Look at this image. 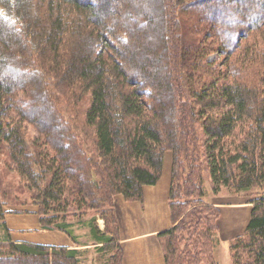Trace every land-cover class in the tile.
Here are the masks:
<instances>
[{
  "label": "trees",
  "instance_id": "trees-1",
  "mask_svg": "<svg viewBox=\"0 0 264 264\" xmlns=\"http://www.w3.org/2000/svg\"><path fill=\"white\" fill-rule=\"evenodd\" d=\"M167 151L166 263L219 264L207 182L214 195L264 185V0H0V160L43 231L82 246L86 226L107 264H123L115 198L143 201ZM257 196L233 264H264ZM7 202L0 188V264H84L76 248L14 242Z\"/></svg>",
  "mask_w": 264,
  "mask_h": 264
},
{
  "label": "crops",
  "instance_id": "crops-1",
  "mask_svg": "<svg viewBox=\"0 0 264 264\" xmlns=\"http://www.w3.org/2000/svg\"><path fill=\"white\" fill-rule=\"evenodd\" d=\"M173 154L167 151L163 172L156 185L143 187V201H127L123 195L115 198V207L120 227L123 264H167L158 234L172 227L169 195L172 184ZM234 202L225 211L228 227L236 228L241 216L250 221L252 208ZM251 205V204H250ZM249 206V203L247 204ZM7 227L16 243L52 246L84 251L90 245L77 246L60 231H43L39 208L36 206L14 210L4 207ZM224 215V212H223Z\"/></svg>",
  "mask_w": 264,
  "mask_h": 264
},
{
  "label": "rangeland",
  "instance_id": "rangeland-1",
  "mask_svg": "<svg viewBox=\"0 0 264 264\" xmlns=\"http://www.w3.org/2000/svg\"><path fill=\"white\" fill-rule=\"evenodd\" d=\"M218 6L219 8H221V3H218ZM219 10L209 9V13ZM12 74L13 73L10 72L9 75ZM13 75L15 79L19 78V75ZM36 99L37 109L43 111L44 108L41 105L42 103L40 101V98ZM55 127H57V124H55ZM28 129L31 135L38 136V132L35 127H33L32 125H28ZM0 180V188L4 191V193H6V197L8 200L5 206L6 208L14 209L15 211L22 210L25 207L31 206H36L39 208L37 204H34L32 202L30 193H27L28 190L24 183L21 181L20 176L16 173L13 163L9 161L5 156L0 160ZM262 191H264V185L262 189H255L252 192L242 193L239 195L232 194L228 189L223 188L218 195H214L209 183L207 182L206 196L204 200L207 204L214 205L221 211L220 217L217 221V225L219 228V243L215 251V256L219 264H233L231 243L234 239L242 236L245 233L246 227L249 223V221L247 220L248 211H246V217L244 218L243 216H241L242 220H238L236 228L229 229L228 225L230 221L227 222V220L225 219V211L227 210V208H229V206H232L234 202L239 203L237 205L242 204L243 207L253 209L252 201L259 193H262ZM248 203L249 206H247ZM98 224L101 229H104V221L102 219L98 220ZM85 227L86 226H81L76 230V235L79 236L80 243L84 246L90 245L88 249H84V251H81V253H83L82 256L84 264H107V258L109 255L97 250V247L92 244L93 241L89 236V230Z\"/></svg>",
  "mask_w": 264,
  "mask_h": 264
}]
</instances>
